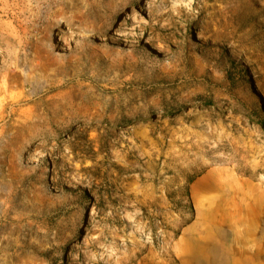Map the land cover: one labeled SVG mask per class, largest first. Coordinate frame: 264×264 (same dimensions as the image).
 <instances>
[{
	"label": "rangeland",
	"instance_id": "obj_1",
	"mask_svg": "<svg viewBox=\"0 0 264 264\" xmlns=\"http://www.w3.org/2000/svg\"><path fill=\"white\" fill-rule=\"evenodd\" d=\"M2 75L0 264H264V0H0Z\"/></svg>",
	"mask_w": 264,
	"mask_h": 264
},
{
	"label": "bare ground",
	"instance_id": "obj_2",
	"mask_svg": "<svg viewBox=\"0 0 264 264\" xmlns=\"http://www.w3.org/2000/svg\"><path fill=\"white\" fill-rule=\"evenodd\" d=\"M31 61L34 62L33 66H34L35 69H39L41 67V65H42L40 53L37 52V48L36 47L34 49V53H33L32 57H31ZM1 77H2V82L0 83V92H4L5 93V92H7V86H8L7 83H6L7 76L6 75H2ZM25 77H26V79H29L31 77V72H25ZM13 99H14L15 102H19L20 100H22V98H19V97H15ZM8 102L10 103V100ZM3 111H4V108L1 107L0 108V116L3 114ZM8 113L10 114V111ZM235 116H236V118H238L240 116V114L237 113ZM193 186L196 189L199 186H201V184L198 183V184L193 185ZM188 245H189V248H190L189 252H191V251L195 252L196 251V249L194 248V247H196L195 245L194 246L190 245V243ZM238 251H239V247L237 245H230L229 247L226 248V253L227 254L229 253L231 257H235L237 255ZM240 251H243V252L245 251V256L246 257L248 256V259H250L252 257V255H253L252 252H255V250H252L250 248L243 249V250H240ZM232 259H234V258H232ZM235 263L236 262H233V264H235Z\"/></svg>",
	"mask_w": 264,
	"mask_h": 264
}]
</instances>
